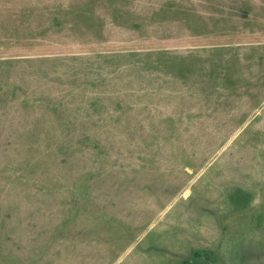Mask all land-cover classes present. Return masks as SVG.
<instances>
[{"label": "rangeland", "instance_id": "374dc122", "mask_svg": "<svg viewBox=\"0 0 264 264\" xmlns=\"http://www.w3.org/2000/svg\"><path fill=\"white\" fill-rule=\"evenodd\" d=\"M0 264H264V0H0Z\"/></svg>", "mask_w": 264, "mask_h": 264}]
</instances>
